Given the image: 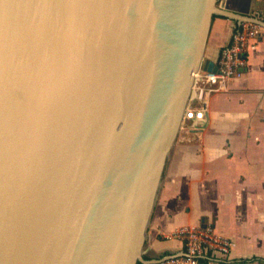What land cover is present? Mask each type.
Segmentation results:
<instances>
[{
  "label": "water",
  "instance_id": "water-1",
  "mask_svg": "<svg viewBox=\"0 0 264 264\" xmlns=\"http://www.w3.org/2000/svg\"><path fill=\"white\" fill-rule=\"evenodd\" d=\"M219 0H0V264H138Z\"/></svg>",
  "mask_w": 264,
  "mask_h": 264
},
{
  "label": "crops",
  "instance_id": "crops-1",
  "mask_svg": "<svg viewBox=\"0 0 264 264\" xmlns=\"http://www.w3.org/2000/svg\"><path fill=\"white\" fill-rule=\"evenodd\" d=\"M231 8L259 18L264 28V0H231ZM238 22L214 18L206 60L217 62ZM185 122L167 160L144 258L181 252L183 242L174 236L178 229L213 223L235 247L227 261L200 264H264L242 262L264 259L252 247L264 235V31L248 52L244 73L210 97L205 120Z\"/></svg>",
  "mask_w": 264,
  "mask_h": 264
},
{
  "label": "built area",
  "instance_id": "built-area-1",
  "mask_svg": "<svg viewBox=\"0 0 264 264\" xmlns=\"http://www.w3.org/2000/svg\"><path fill=\"white\" fill-rule=\"evenodd\" d=\"M221 8L232 11L231 0H222ZM264 28L253 21H239L232 37L222 48L217 62V71L200 68L194 74L191 96L185 110L184 120L204 121L210 97L226 90L227 83L241 76L247 66L248 52L259 43ZM183 242L179 253L145 259L144 264H200L210 261L229 260L235 241L220 234L213 223L184 226L174 235Z\"/></svg>",
  "mask_w": 264,
  "mask_h": 264
},
{
  "label": "rangeland",
  "instance_id": "rangeland-1",
  "mask_svg": "<svg viewBox=\"0 0 264 264\" xmlns=\"http://www.w3.org/2000/svg\"><path fill=\"white\" fill-rule=\"evenodd\" d=\"M221 2H222V0H219V3H218V6L219 7H221V5H222ZM185 123L186 122L184 120L183 124H185ZM263 234H264V229H263ZM252 247L254 248L253 251L258 252L259 254H263L264 255V235H263V238H262V242H260L258 244L257 243H254V245Z\"/></svg>",
  "mask_w": 264,
  "mask_h": 264
},
{
  "label": "trees",
  "instance_id": "trees-1",
  "mask_svg": "<svg viewBox=\"0 0 264 264\" xmlns=\"http://www.w3.org/2000/svg\"><path fill=\"white\" fill-rule=\"evenodd\" d=\"M219 15H215V17H218ZM146 259H149L147 257H145ZM252 261H264V259L262 258H258V257H253V258H250V259H244L242 260V262H252ZM138 264H144V262L142 261H139Z\"/></svg>",
  "mask_w": 264,
  "mask_h": 264
}]
</instances>
